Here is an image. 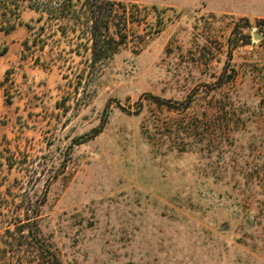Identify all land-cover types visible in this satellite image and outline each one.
Segmentation results:
<instances>
[{
	"label": "rangeland",
	"instance_id": "obj_1",
	"mask_svg": "<svg viewBox=\"0 0 264 264\" xmlns=\"http://www.w3.org/2000/svg\"><path fill=\"white\" fill-rule=\"evenodd\" d=\"M83 1L0 15V264L25 213L63 264H264V0H111L95 61Z\"/></svg>",
	"mask_w": 264,
	"mask_h": 264
},
{
	"label": "trees",
	"instance_id": "obj_2",
	"mask_svg": "<svg viewBox=\"0 0 264 264\" xmlns=\"http://www.w3.org/2000/svg\"><path fill=\"white\" fill-rule=\"evenodd\" d=\"M24 1L26 0H0V15L4 14L6 10L11 11V9H18L21 2ZM27 1L28 6L32 9H40L43 12L49 11V15L55 19L74 17V13H76V9H74L76 3H73V0ZM81 4V8L78 9V12H81V14H78L75 18L79 21L81 18L85 17V19L92 22L91 25H88V31L92 40V60L95 61L96 59L110 57L127 39V32L124 31V28L126 29L129 19L125 8L117 15L113 8L117 3L111 0H85ZM115 17H117V22L113 24V19ZM119 23H121V25H119ZM112 24L115 26V29H111ZM13 28L14 25L9 27V29ZM9 29L5 28L0 21V30L6 33ZM62 32L65 33L64 28H62ZM11 220L14 221L20 233L24 232V228H27V233H21V237L23 238L22 243L26 244L25 250L29 251L30 249L27 248H32L33 252H35V259L31 260L34 264H63L60 255L53 246L47 243L44 237H39L36 241L29 240L32 231L29 228L30 218L27 213L22 216L15 215L11 217V219H6L5 221L11 222ZM6 232H9V230L6 229Z\"/></svg>",
	"mask_w": 264,
	"mask_h": 264
}]
</instances>
